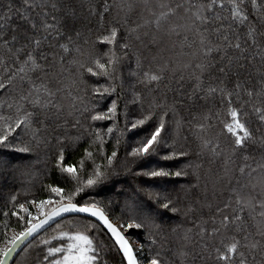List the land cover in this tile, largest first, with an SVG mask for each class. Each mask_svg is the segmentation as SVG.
I'll return each instance as SVG.
<instances>
[{
	"label": "snow or ice",
	"instance_id": "6c2138e0",
	"mask_svg": "<svg viewBox=\"0 0 264 264\" xmlns=\"http://www.w3.org/2000/svg\"><path fill=\"white\" fill-rule=\"evenodd\" d=\"M41 152L0 264H264V0H0V180Z\"/></svg>",
	"mask_w": 264,
	"mask_h": 264
},
{
	"label": "trees",
	"instance_id": "16d2710c",
	"mask_svg": "<svg viewBox=\"0 0 264 264\" xmlns=\"http://www.w3.org/2000/svg\"><path fill=\"white\" fill-rule=\"evenodd\" d=\"M18 3V0H17ZM110 150V145H109ZM124 147L121 146V156L123 155ZM13 160H24V161H30L32 164L31 168V174L25 175V176H17L15 179H4L0 180V230H3V221L5 217L3 216V211L7 210L11 207L10 201V195H18V199L20 202H24L25 195L27 194L28 199H32V193L36 194V198H42L46 196V193L42 191H38L40 189L41 183H49L53 179V177H48V167L46 166V156L43 152L39 154V156L32 154V155H26L23 153H11L10 156ZM78 155L75 157H71V162L73 159H78ZM159 163L161 165H170V166H177L174 162L171 161H163L159 160L158 158L154 159V164ZM188 178L180 177V178H173L167 185H164L163 183L161 186H167L172 187L173 185L179 187L181 184H185L187 182ZM120 183H124L123 178L120 179ZM119 185H117V188H113L111 185L107 186L103 190H100V196L101 197H107V196H113L114 199H122L121 197H116L114 194L118 190ZM116 212H119V209H116ZM179 217H175L172 223H175L179 220ZM12 221H15V217L12 218ZM50 231V230H49ZM138 236L141 240H144V234L143 232L138 233ZM22 255L16 256L11 264H16L17 260H22ZM31 259V258H29Z\"/></svg>",
	"mask_w": 264,
	"mask_h": 264
},
{
	"label": "water",
	"instance_id": "95a60500",
	"mask_svg": "<svg viewBox=\"0 0 264 264\" xmlns=\"http://www.w3.org/2000/svg\"><path fill=\"white\" fill-rule=\"evenodd\" d=\"M15 257H16V256H15ZM15 257H14V258H15ZM14 258H13V259H14ZM12 261H13V260H12ZM12 261H11V262H12ZM11 262H10V264H11Z\"/></svg>",
	"mask_w": 264,
	"mask_h": 264
},
{
	"label": "rangeland",
	"instance_id": "374dc122",
	"mask_svg": "<svg viewBox=\"0 0 264 264\" xmlns=\"http://www.w3.org/2000/svg\"><path fill=\"white\" fill-rule=\"evenodd\" d=\"M33 211H35V210L33 209ZM9 234H11V233H9Z\"/></svg>",
	"mask_w": 264,
	"mask_h": 264
}]
</instances>
